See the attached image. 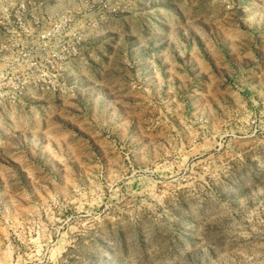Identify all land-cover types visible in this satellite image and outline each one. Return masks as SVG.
Wrapping results in <instances>:
<instances>
[{
	"label": "rangeland",
	"instance_id": "obj_1",
	"mask_svg": "<svg viewBox=\"0 0 264 264\" xmlns=\"http://www.w3.org/2000/svg\"><path fill=\"white\" fill-rule=\"evenodd\" d=\"M0 264H264V0H0Z\"/></svg>",
	"mask_w": 264,
	"mask_h": 264
}]
</instances>
